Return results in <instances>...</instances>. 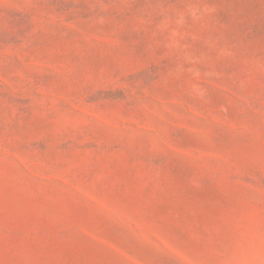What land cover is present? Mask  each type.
I'll return each mask as SVG.
<instances>
[{
  "label": "rangeland",
  "instance_id": "1",
  "mask_svg": "<svg viewBox=\"0 0 264 264\" xmlns=\"http://www.w3.org/2000/svg\"><path fill=\"white\" fill-rule=\"evenodd\" d=\"M0 264H264V0H0Z\"/></svg>",
  "mask_w": 264,
  "mask_h": 264
}]
</instances>
